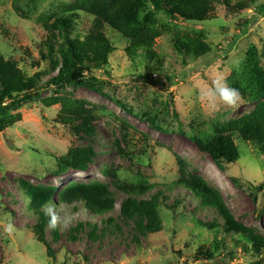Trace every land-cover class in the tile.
Segmentation results:
<instances>
[{
    "label": "rangeland",
    "instance_id": "374dc122",
    "mask_svg": "<svg viewBox=\"0 0 264 264\" xmlns=\"http://www.w3.org/2000/svg\"><path fill=\"white\" fill-rule=\"evenodd\" d=\"M72 1L0 0V55L16 60L28 76L50 69L49 63L40 61L42 52L47 53V34L38 18ZM241 3L246 8L235 12L218 4L216 19L203 23L172 21L158 14L171 34L157 40L154 60L144 54L130 58L128 41L106 28L116 52L109 66L95 74L100 92L52 86L20 108H9L12 115L21 114V121L0 131V264H264V251L258 255L247 238L226 233L222 217L213 208L175 184L181 159L189 173L221 193L237 222L264 238V156L235 134L240 158L235 164H225L223 172L193 140L211 138L213 124L238 120L256 107L243 98L235 108L213 106L200 96L214 80H227L251 46L264 67V0H232L230 5ZM91 23V17L81 15L75 30L83 37ZM175 30L191 37L204 34L211 53L197 60L179 55L171 42ZM38 61L39 68L30 66ZM54 96L84 100L96 112L94 142L78 139L70 128L55 122L60 106L47 108L42 103ZM88 146L97 155L87 172L56 173L60 157L70 148ZM114 173L124 183L150 186L144 199L160 193L161 233L139 235L134 223L122 217L121 206L128 194L114 185ZM22 181L58 190L73 181H100L110 187L116 207L96 216L81 203L70 207L56 198L64 222L58 240L47 229L55 255L51 258L34 237L42 211L32 206ZM110 218L115 222L106 224ZM87 223L98 225L99 239L89 237L87 226L77 229ZM201 248L211 251L215 259L197 260Z\"/></svg>",
    "mask_w": 264,
    "mask_h": 264
},
{
    "label": "trees",
    "instance_id": "16d2710c",
    "mask_svg": "<svg viewBox=\"0 0 264 264\" xmlns=\"http://www.w3.org/2000/svg\"><path fill=\"white\" fill-rule=\"evenodd\" d=\"M231 1L73 0L71 3L57 6L56 11L43 13L38 18V23L47 34L44 43L47 53L42 52L40 61L49 63L51 68L28 76L16 60L6 59L0 55V131L4 132L21 121V114L12 115L9 108L11 106L20 108L25 103L33 101L34 94L43 88L68 85L100 92L95 74L109 66L110 57L116 52V48L106 35V28L114 30L128 41L126 54L130 58L144 54L149 60H154L158 57L155 51L157 40L164 34H171V29L161 22L158 14H165L172 21L203 23L216 19L218 4H224L233 12L238 8L241 10L246 8L244 3L233 7L230 5ZM81 15L92 18L91 28L83 37L75 30ZM171 42L179 55L191 56L195 60L212 51L202 33L191 37L175 30L171 35ZM40 61L30 66L39 68ZM46 77L49 79L44 81ZM227 82L239 90L241 98L252 101L256 107L238 120L213 124L214 134L211 138L204 139L201 136L193 138L198 147L208 153L223 172L226 171L225 164H235L240 158L234 139L235 134L264 156V67L255 46L250 47L244 60L233 69ZM42 103L47 108L60 106L55 122L70 128L75 137L84 141H95L98 134V118L86 101L54 96L44 99ZM175 117L178 118V115L175 114ZM155 128L163 130L157 126ZM96 155L95 149L91 146L70 148L65 156L60 157L56 173L58 175H66L69 171L85 173ZM178 165L180 178L175 183L176 186L187 189L197 196L205 207L213 208L222 217L226 233L244 236L252 243L254 251L258 255L261 254L264 251V238L237 222L221 193L199 175L189 173L183 160L178 159ZM113 176L114 185L128 194V198L121 206L122 217L134 223L139 235L161 233L164 223L160 211V193L150 199H144L142 196L152 189L150 186H134L120 181L116 173ZM21 188L37 210L48 201L56 202V198L59 204L70 207L81 203L96 216L109 214L116 207L115 196L110 187L100 181H73L62 190L35 186L22 181ZM114 222V219L110 218L105 223ZM84 226L91 228L90 238L99 239L98 225L80 224L77 229L81 230ZM214 228L212 226V229ZM47 229L48 218L42 212L39 222L33 229L34 237L45 246L48 256L54 258V250L47 240ZM52 233L58 240L59 228L52 230ZM135 239L138 241V236ZM214 257L211 251L202 248L196 254L197 260H214Z\"/></svg>",
    "mask_w": 264,
    "mask_h": 264
},
{
    "label": "clouds",
    "instance_id": "9594fccd",
    "mask_svg": "<svg viewBox=\"0 0 264 264\" xmlns=\"http://www.w3.org/2000/svg\"><path fill=\"white\" fill-rule=\"evenodd\" d=\"M200 96L206 99L211 105L218 103L227 107H238L241 101V94L238 89L230 86L224 78H218L207 90H201ZM41 211L48 218V228L56 230L61 227L64 218L60 215L58 205L54 201H48L41 206ZM13 225L9 224L7 230L11 231Z\"/></svg>",
    "mask_w": 264,
    "mask_h": 264
}]
</instances>
